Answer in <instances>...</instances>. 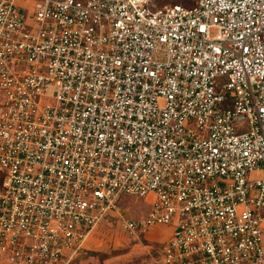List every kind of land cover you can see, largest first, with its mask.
Here are the masks:
<instances>
[{"label": "built area", "instance_id": "obj_1", "mask_svg": "<svg viewBox=\"0 0 264 264\" xmlns=\"http://www.w3.org/2000/svg\"><path fill=\"white\" fill-rule=\"evenodd\" d=\"M124 195L155 264H264V0H0V264H66Z\"/></svg>", "mask_w": 264, "mask_h": 264}, {"label": "rangeland", "instance_id": "obj_2", "mask_svg": "<svg viewBox=\"0 0 264 264\" xmlns=\"http://www.w3.org/2000/svg\"><path fill=\"white\" fill-rule=\"evenodd\" d=\"M152 9L169 6L193 8L198 0H147ZM148 204L127 195L120 196L112 216L96 223L82 242V248L72 254L66 264H155L160 245L155 232L168 234L165 226L151 230L146 239L132 240L120 226L121 219H140L146 215Z\"/></svg>", "mask_w": 264, "mask_h": 264}, {"label": "crops", "instance_id": "obj_3", "mask_svg": "<svg viewBox=\"0 0 264 264\" xmlns=\"http://www.w3.org/2000/svg\"><path fill=\"white\" fill-rule=\"evenodd\" d=\"M166 228H168L169 229V227H166ZM164 232H167V231H164ZM163 231H161V232H159V233H161V235H163V236H165L166 235V233H164Z\"/></svg>", "mask_w": 264, "mask_h": 264}]
</instances>
